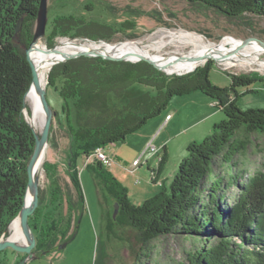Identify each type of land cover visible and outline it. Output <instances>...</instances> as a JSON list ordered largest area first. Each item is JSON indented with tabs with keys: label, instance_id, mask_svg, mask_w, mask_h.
Wrapping results in <instances>:
<instances>
[{
	"label": "trees",
	"instance_id": "16d2710c",
	"mask_svg": "<svg viewBox=\"0 0 264 264\" xmlns=\"http://www.w3.org/2000/svg\"><path fill=\"white\" fill-rule=\"evenodd\" d=\"M185 1L229 18L245 13L264 18V0ZM39 3L0 0V238L4 233L7 237V225L23 206L26 167L34 151L35 137L23 112L24 95L32 80L26 51L34 37ZM66 8L57 11L46 26L48 48L55 46L56 39L65 38L109 42L120 29L134 26L127 21L116 29L87 20L71 9L62 11ZM86 9L91 7L86 5ZM212 66L208 62L179 76L166 75L144 61L114 62L100 57L82 56L52 66L46 90L53 89L63 101L62 120L53 119L68 134L66 173L73 195L59 186L56 166L45 162V174L51 171L53 178L48 183L46 204L40 196L39 207L29 216L38 251L52 252L59 241H69L78 224L76 207L79 216L86 211L76 166L81 157L118 206L112 221L127 228L122 238L129 243L135 263L138 251L144 250V257L150 258L149 245L158 238L181 235L194 246L186 263L177 264H264V163L248 161L251 147H260L254 142L264 138V110L244 111L237 105L243 94L256 92L239 93L238 89L263 83L264 76L229 74L230 84L219 88L209 80ZM195 92L212 99L224 119L201 143L187 146V156L167 189L162 188L140 206L133 205L125 186L94 158L95 150L125 142L166 112L171 100ZM260 150L264 152V142ZM166 158L160 155L159 170ZM217 167H224L226 174L219 176ZM149 175L155 183V171L149 169ZM234 188L236 193L228 204L226 193ZM8 252L12 251L0 252V264H7Z\"/></svg>",
	"mask_w": 264,
	"mask_h": 264
},
{
	"label": "rangeland",
	"instance_id": "374dc122",
	"mask_svg": "<svg viewBox=\"0 0 264 264\" xmlns=\"http://www.w3.org/2000/svg\"><path fill=\"white\" fill-rule=\"evenodd\" d=\"M86 5L91 9L87 10ZM67 7L62 11L70 9L76 14L84 15L87 20H92L101 25H110L118 29V25L129 21L134 26L132 29H120L106 43H122L124 41L133 42L136 40H148L157 30L186 31L203 37L211 46L222 44L221 47L229 48L235 44H242L241 41L260 40L264 43V18L253 14H247L238 18H229L220 15L214 9L205 7L202 4H189L185 0H48V23L60 9ZM60 39L55 40V45ZM82 40L85 39H75ZM238 40V41H237ZM236 41V42H235ZM45 44L46 41L44 40ZM103 42V41H101ZM257 44H247L246 46H255ZM260 60H264L262 55ZM212 62L213 66L209 72V80L219 88L227 87L230 84V75L256 73L264 76V71L257 67L252 69L224 68L216 63L214 59H209L206 63ZM205 63V64H206ZM194 64V63H192ZM190 64L189 66H191ZM204 64V65H205ZM168 66L181 65L178 58H171L165 63ZM246 90H255L256 92L243 94L237 102L241 110L262 109L264 110V82H255L249 88H239V93H245ZM46 100L55 113V120H62L63 101L53 89L47 91ZM182 101H174L168 105L167 110L174 108L176 104ZM224 114L217 118L206 119L205 125L209 126L206 133L209 135L213 130V123L217 124L224 119ZM76 124V122H74ZM184 124L179 125L177 131H181ZM182 133V132H180ZM188 133V132H187ZM184 134V133H182ZM184 135H182L183 137ZM132 137L135 136H131ZM255 135L252 136V139ZM69 138L66 130L53 119L52 132L48 140V146L45 153L44 163H50L56 166V178L59 186L64 193L73 195L70 187V181L67 177V156L69 152ZM203 138L198 141L201 143ZM264 138H259L254 143L262 146ZM130 142H119L105 147V152L110 155L112 163L108 167L111 174L118 180L123 179L129 188V201L140 206L143 202L139 200L142 192L146 190L153 191L149 177V170L144 161L140 160L141 166H133L132 157L136 154L130 146ZM172 146V145H171ZM254 146V145H253ZM251 147L252 155L248 161L256 164L264 163V152H260V147ZM154 147V146H153ZM172 150L176 152V146ZM155 151V147L152 149ZM154 154V153H153ZM125 156L128 163H119V157ZM187 156V155H186ZM173 155L170 158L172 164ZM126 162V161H125ZM132 163V164H131ZM139 163V164H140ZM76 166L80 181V187L84 196L85 213L79 216L76 207L77 227L69 241H59L56 250L44 253L40 257L28 261L26 264H177L185 262L187 254L192 251L194 244L191 241L184 240L181 235L160 237L149 245L150 258L144 257V250L138 251V263L133 260L128 250L129 243L123 239L127 228L120 227L113 222L115 204L110 195L100 186L94 174L89 171L81 157L76 160ZM138 167V168H136ZM44 164L41 168V181L39 184L40 196L43 205L46 204L48 183L52 178L51 171H44ZM135 171H132L134 170ZM132 171V172H131ZM216 173L219 176L226 174L224 167H217ZM240 182L244 181L240 179ZM170 184L166 183V189ZM160 184L156 186L159 188ZM161 191V190H160ZM159 191V192H160ZM236 189H230L227 194L228 204L232 203V195ZM148 194L147 197H152ZM230 195V196H229ZM154 197V195H153ZM78 213V214H77ZM112 221V228L108 229L109 221ZM9 232L7 237H9ZM123 237V238H122ZM65 242V243H64ZM64 243V244H63ZM9 255V254H8ZM7 264H12L14 258L10 255L6 257Z\"/></svg>",
	"mask_w": 264,
	"mask_h": 264
},
{
	"label": "bare ground",
	"instance_id": "6f19581e",
	"mask_svg": "<svg viewBox=\"0 0 264 264\" xmlns=\"http://www.w3.org/2000/svg\"><path fill=\"white\" fill-rule=\"evenodd\" d=\"M238 41V40H237ZM236 42V41H235ZM255 46L235 44L233 47L224 48L222 44L209 45L202 36L186 31L157 30L148 40L126 41L122 43H106L97 41H82L72 39H60L53 50H49L43 39H39L30 51V59L33 68L39 78V86L47 89L49 71L64 55L86 51L103 56H111L120 59L137 60L140 55L155 61L159 67L167 73H181L193 70L197 65H204L209 59H215L224 68L252 69L257 67L264 71V49L260 42H253ZM178 58L181 65H165L171 58ZM194 63V64H192ZM192 64L191 66H189ZM39 94L30 90L24 97L26 109L25 117L29 125L40 133L44 122L43 108ZM46 151L40 156L34 176L41 181V168L44 164ZM38 182V183H39ZM11 240L23 243L26 239L21 233L19 222L16 221L9 227Z\"/></svg>",
	"mask_w": 264,
	"mask_h": 264
},
{
	"label": "crops",
	"instance_id": "0c3cea01",
	"mask_svg": "<svg viewBox=\"0 0 264 264\" xmlns=\"http://www.w3.org/2000/svg\"><path fill=\"white\" fill-rule=\"evenodd\" d=\"M174 101H182V103L178 102L174 108H170V110H166V112L161 114L158 118L152 119L144 128L131 135L135 137L129 139L131 138V136H129L125 141L126 143L130 142V146L136 152L132 157V163L135 160L140 159L142 162L144 161L148 170L155 171V183L150 179L155 188H153V191L145 189V191L142 192L139 197V200L142 202L150 198L147 197L148 194H153L155 196L162 188L166 187V183L171 184L172 179L178 170L179 163L183 158H186L187 146L192 142H198L200 138L204 139L207 136L208 133L206 132L209 129V126L205 125L207 121L206 119L213 117L217 118V116L223 114L215 108L213 100L202 95L201 92H195L188 96L185 95L175 98L171 100L169 104H172ZM167 116H170L168 120H166ZM181 124H184V127L181 131H177ZM214 125L215 124L213 123V126ZM182 135L184 136L182 137ZM148 144L153 145L156 152L152 151L154 147H151L149 150ZM171 145L173 148L176 146V152L175 150H172ZM164 154L167 157L166 162L159 170L157 161L159 162L160 155ZM172 155V164H170V158ZM128 162L129 160L126 159L125 156L119 157V163L122 164ZM141 165L142 164L140 163L138 167ZM132 171H135V169ZM118 180L128 190L129 195V188L125 183L124 178L120 180L118 177ZM158 184H160L159 188L156 187Z\"/></svg>",
	"mask_w": 264,
	"mask_h": 264
},
{
	"label": "water",
	"instance_id": "95a60500",
	"mask_svg": "<svg viewBox=\"0 0 264 264\" xmlns=\"http://www.w3.org/2000/svg\"><path fill=\"white\" fill-rule=\"evenodd\" d=\"M47 8H48V0H40L39 8H38V14H37V20H36L35 25H34V37H32L31 45H30L29 49H27V51H26L27 60L31 65L30 68H31V72H32V80H31V84H30V88H29L28 92L30 90H35L39 94L38 96H39L40 103H41L42 108H43L42 111L44 113V122L42 124L40 133L36 132L27 122L26 117H25V112H23L25 121L27 122V125L31 128V130L33 131V134L35 137V139H34V151L31 155V158H30L28 165L26 167V174H27L28 182L26 184V193H25L24 200H23V206H22L21 210L18 212L16 218L9 225H7V227L5 229V232L8 233L9 227L11 225H13L14 222L18 221L19 227L21 229V233L26 240L23 243L15 241V240H11L10 236L6 237L5 233L0 238V252L10 249V250L17 252V253L27 254V256L25 258H23L21 261H19L18 264H26L28 261L35 258V256H33V254H32V249L35 246L36 238H35V235H34L32 229L30 228L29 216H30L31 212L35 211L39 207L40 191H39L38 178L36 176H34V168H36V165H37V162L39 161L40 156L47 149L48 139H50V127L53 123V118L55 116V113L52 111V109L50 108V106L46 100L47 90H42L40 88L39 82H38L39 81L38 75L35 72V70L33 68L34 65L30 59V51L32 50L34 44L39 39H43V41L45 40L46 26L48 23V10H47ZM86 41H89V40H86ZM90 42H92V41H90ZM124 42H126V41H124ZM253 42H260L262 48L264 49V43L261 42L260 40L254 39V40H250V41H241L242 44H246V45L251 44ZM54 48L55 47L49 48V50H53ZM82 56H84L86 58L100 57L103 60H109V61H114V62L128 61L129 63H136L139 61H144V62L154 66L155 68L158 69V71H161L166 75H178V76L186 74V73L188 74V73L194 71L199 66H204V65H197L191 71H188V72L185 71V72H181V73L172 74V73H167L164 69L159 67L158 64L155 63V61L150 60L148 58H145L142 55H140V57L137 60L132 61L129 59H120V58H115V57H111V56H103L100 54H93V53H89L86 51L76 52V53H72V54L70 53V54L64 55L62 57V59L59 62H56L54 65L64 63L70 59L74 60V59H77V58L82 57ZM216 63H217V61H216ZM27 93L25 95H27ZM25 95H24V97H25ZM24 103H25V101H24ZM117 211H118V206L115 204V212L114 213L117 214Z\"/></svg>",
	"mask_w": 264,
	"mask_h": 264
},
{
	"label": "built area",
	"instance_id": "2783aa9c",
	"mask_svg": "<svg viewBox=\"0 0 264 264\" xmlns=\"http://www.w3.org/2000/svg\"><path fill=\"white\" fill-rule=\"evenodd\" d=\"M170 118V116L166 117V120H168ZM153 147V145L148 144V149L150 150V148ZM95 159H97V161H99L100 163H102L104 166L110 167V164L112 163L110 155H108L105 152V149L103 148H99L95 150V155H93ZM158 162V161H157ZM140 163V159H137L133 162V166H138Z\"/></svg>",
	"mask_w": 264,
	"mask_h": 264
},
{
	"label": "flooded vegetation",
	"instance_id": "af4514ba",
	"mask_svg": "<svg viewBox=\"0 0 264 264\" xmlns=\"http://www.w3.org/2000/svg\"><path fill=\"white\" fill-rule=\"evenodd\" d=\"M65 243V242H64ZM63 243V244H64ZM10 250V249H9ZM12 251V250H11ZM50 250L49 249H47V250H44V251H38L37 250V248H36V241H35V246H34V248L32 249V254H33V256H35V258H37V257H40L41 255H43L44 253L46 254V253H48ZM8 254L12 257V258H14V262L16 261V262H19V261H21L23 258H25L26 256H27V254H21V253H17V252H14V251H12V252H8ZM8 254H6V257L7 256H9ZM18 264V263H17Z\"/></svg>",
	"mask_w": 264,
	"mask_h": 264
}]
</instances>
